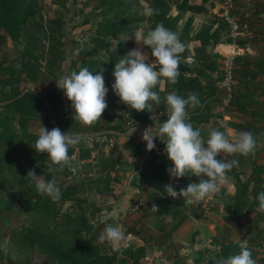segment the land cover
<instances>
[{
  "label": "rangeland",
  "instance_id": "obj_1",
  "mask_svg": "<svg viewBox=\"0 0 264 264\" xmlns=\"http://www.w3.org/2000/svg\"><path fill=\"white\" fill-rule=\"evenodd\" d=\"M137 2L140 14L143 17H146L148 10L147 3L145 0H137ZM116 4L117 0H107L108 9L105 11L99 4V0H74L76 10L75 20H81L84 18L87 20V24L71 30V36L73 38L71 42L72 52L73 50L74 52L69 58L70 64L72 62V65L68 73H71L74 70L78 71L80 67H87L90 71H93V74H95V72L99 71L106 64L107 58L105 49L107 45L103 41L97 39V33L102 37L108 36L109 32L112 30V26L117 25L118 21L122 19L124 15L123 9H121L117 16H112L108 13L109 8H116ZM36 8L38 11L35 17L29 20L27 25L24 27L22 37L19 39L18 46L16 47V50L23 54L27 63L24 74L27 77L28 82L32 83V88L30 87V89L32 92L41 93L47 98L51 94L58 92L60 98L66 100L67 107L64 111V116L52 120V122L56 124V127L53 128H59L62 133L68 132L69 135L74 136H81L84 132H102L99 135L95 134V136H93L96 140L92 141L91 148H87L83 144L69 147H72V153L69 154L71 158L78 156H75L76 152H79L81 155L89 154V149H91L94 152L93 163L82 164L81 171L84 174L86 173L87 176L83 177L79 175V178L74 181L79 189V192L76 194L77 200L64 204L61 207L60 215L56 217L54 222L49 224L47 223L46 228L42 230L40 234L43 233L42 238L45 242L50 241V234H55L58 236V239L64 241L69 239L73 230L76 228H82L84 232L79 235V241L83 242L85 238H89L91 244L99 245V251L102 254H106L109 253V246H112V244L107 242H101V244L98 240L101 233H99V229H97V222H99L97 221V214H99L101 210H104L103 213L106 212L108 215H111L112 209L110 207L112 205L111 203L107 204L103 202L105 197H115L114 193L117 194V192H120L124 194L123 196H125V193L127 192L125 187L129 178L128 171L133 168V161L130 162V157L127 155L128 149L125 147V144H123L119 151V157L120 160L123 159L125 161L122 166L125 169L121 172H115V169L117 168H114V170L110 172L107 177L106 172L101 170V165L105 166L110 164L111 158L115 156V143L110 145L109 142H116L117 137L120 135H122L121 137L123 139H127L125 142L127 144L131 142L133 143L135 140L139 141L142 145V154H144V152H146L145 144L141 143L142 140L141 136L138 135V131L135 130L133 135L128 137L124 134L129 128H140L143 124L131 117L130 108L121 103L119 101V97H117L113 91H108L106 94L105 99L107 106L101 113L100 119H98L95 123L91 125H84L77 120H73L71 102L65 97L63 89L58 88L56 90L55 86L56 78L61 75L63 68H66V64L61 56L59 44L64 39L63 22L66 19L68 5L64 0H37ZM170 14L174 16L175 11L172 10ZM207 22L208 19L206 20V23ZM181 23H183V19L178 24L180 25L178 30H180ZM206 23L202 24L200 28L207 26ZM134 28L135 33L133 36L127 38L128 42L131 44L132 49L133 47L140 48L142 51L148 53L146 50L147 46L135 39H139L143 34H146L149 31L146 22L144 21L143 23H139L138 25H135ZM222 33H224L221 34L222 39L229 37L227 28H224ZM121 38L126 39V36H122ZM110 44L113 46L112 41L109 42V45ZM148 57V60L151 61L149 54ZM189 58L190 60L188 62L193 61L192 57ZM0 60H5L6 62L2 65L3 67H6L7 65L10 67L12 66L16 72L21 69L18 55L13 50L12 42L9 39H7L5 45L0 48ZM247 60H249L250 63L240 64L236 62L235 57L234 68L240 67L239 69L242 73L237 74L236 69L235 81L237 80V84L235 102L228 105L223 110L220 104V92H218L216 87V80L215 82L205 79L202 80L204 104L210 106V110L214 115L213 118L209 120V124L198 126L201 136L205 139L212 129L224 132L231 140L234 139L241 131L255 132L256 136V133L262 128L260 125H263L264 121L255 122L254 120L248 121L244 119L251 116L254 117V107H264V70L260 69L261 66L264 68V59H262L263 64L258 63V61H253L251 58H247ZM93 61H97L98 65L96 68L90 69L89 66ZM212 63L215 65L214 72L217 77L219 58L213 59ZM158 89L160 93V103L152 109H146L143 114L145 117H149L155 126L156 123H160L158 120L163 114L165 115V118H167L165 95L161 92L163 89V81L160 83ZM154 105L155 103L153 102V106ZM188 110L189 107H186L187 112ZM223 116L225 117L223 118ZM239 120L245 122L241 124ZM218 122H224V124H227L228 126L226 125V127L228 128L229 133H226L224 129H221L222 127H220L221 125ZM216 123L220 126L217 124L214 127ZM40 127V122L35 121L28 124L26 131L30 134L38 135ZM11 129L13 134L16 136L19 130L14 122L11 124ZM101 140L105 141V143ZM32 144L21 142L19 144V150L23 153L32 151L33 153L39 155L40 152H37L31 146ZM4 146V144L0 143V151H2ZM96 146L97 148L95 149ZM73 150L75 151L73 152ZM223 155L226 157V160L236 159L238 161V164L232 167L235 174L229 173L226 175L225 179V181L232 182L234 186V192L231 196H229V203H225L227 205L222 211V214L225 216H222V214L220 215L226 219L227 225L221 228V231L216 233V237L211 240L205 241L203 238H198V234L194 236L195 240L199 242L196 261H198L197 263L199 264H217L218 260L225 258L230 254L237 253L240 246L245 245L251 250L256 264H264V255L257 251V246L264 243V240L259 238L252 243L242 241L246 233L254 228L259 220H264V213L257 212L256 205L252 206L250 208L251 211L249 212H246V205L245 207H242V204L244 203V196L242 195L241 189L243 183L247 184V180L244 179V182H241L243 177L241 176L240 178L238 175H240V170L243 168L242 164L245 156L240 154ZM219 156L220 155L218 154L216 158H219ZM142 159L143 158H138L136 160L139 161ZM78 161L80 162L81 160L79 159ZM46 163L50 164V160L48 158ZM256 163L258 164V162H255V164ZM17 166L24 168L25 173L21 174ZM66 169L67 168L65 167L62 170L64 171ZM13 170L15 180L12 178L3 179L0 184V192L2 193V196L8 198L12 202L14 201L15 205L13 206L16 208L20 206L21 201L25 202V200L29 198V195L31 194L30 191L34 190L33 187L35 186V181L28 177L26 179V184L21 186L18 185L17 180H22V178L27 176V173L31 170L29 165L22 164L20 160L18 162L16 161V165ZM135 170H137V168ZM147 173L148 171L142 174V176H138L139 174H137L133 178L135 179L137 176V178H139V182H142L144 186V183L146 182L145 174ZM131 174H133V172ZM66 176L68 175L61 173L55 174L56 183L61 186V189L67 181H69V178L66 179ZM112 178H116L117 181H113ZM262 187L264 188V183L262 184ZM262 191H264V189H262ZM152 194L157 196L155 193ZM141 196L142 192L135 193L128 199V201L130 202L133 199L141 201ZM167 198L171 197L167 196ZM122 199L118 198L116 200ZM42 201L47 204L48 207L52 204L51 199L47 196H44ZM166 205L167 204L164 203L161 208L165 209ZM196 205L197 203H194L192 207L198 209L199 207H196ZM201 206H203L202 203ZM204 206H206V210L200 207V212L202 214L212 212L213 209H216L217 211L218 209L217 206L216 208H213L209 202L205 203ZM167 207V210L169 211L164 212V214L167 215L178 216L180 212H188V208H183V211L182 207L180 210L175 209V207L170 206V204H168ZM143 208H145L144 201H142V208L139 211L132 212L135 219L133 220V224L128 228L126 234H132L134 237L127 243V245L131 247L144 245L148 250L147 252L153 254L151 258L152 261H150L152 264H179L181 261L176 247H172L170 249L169 256L165 262L157 259V257L161 256L159 253L161 246L165 244V238L169 239V236L174 229L170 226L169 222H165V220L160 221L162 225L160 228H156L155 231L150 226L147 227L145 222L142 224V229L140 228L139 230L134 231L137 222L144 217H148L147 209L145 208L143 211ZM142 211L143 215H141ZM193 212L196 213L195 211H192L190 217H193ZM34 218H36V215H19L16 219H12L10 221L11 223L9 227H5L4 225L0 226V253L4 257V259L1 260L3 263L6 258H9L12 262H14V264H39L43 260V253L38 252L36 249L30 250L27 247H23L20 243V236L22 235V232L31 228L30 226H32V224L30 222L35 221ZM193 222L196 223V220ZM143 226L145 227V230H143ZM194 242L195 241H193L192 244H194ZM118 244H120V247L118 248L119 251H122L127 247L124 241H121ZM118 244H116V246H118ZM189 248L191 249L190 246Z\"/></svg>",
  "mask_w": 264,
  "mask_h": 264
},
{
  "label": "trees",
  "instance_id": "obj_2",
  "mask_svg": "<svg viewBox=\"0 0 264 264\" xmlns=\"http://www.w3.org/2000/svg\"><path fill=\"white\" fill-rule=\"evenodd\" d=\"M64 1H66L68 8L66 19L63 22L64 39L59 46L66 68H63L61 75L55 80L56 90L58 89L56 83L58 84L60 78L69 72L72 65V62L70 64L69 61L70 55L74 52V50L72 52L71 42L73 38L71 36V30L87 24V20L84 18L81 20H75L76 10L74 0ZM207 1L208 0H145L147 8H151L154 11L152 14H147L146 17H143L138 9L137 0H117L116 8H109L108 13L112 16H117L121 9H123L124 15L122 19L118 21L117 25L112 26V30L109 32L108 36L102 37L97 33V39L103 41L107 45L105 49L107 62L99 71H102L105 86L108 87L109 91H112L111 84L114 80V77L112 76L114 63L119 57L125 55L130 49H132L127 38L134 35L135 25L145 21L148 30H151L157 23H163L165 27L177 34L181 42L184 43L185 50L183 53H180V75L177 78L176 84L169 85L166 80H162L163 89L161 92L166 96L168 92L175 90L178 95L185 98L192 93L197 94L200 100V105L197 107H189L187 112L188 120L192 123L194 128L209 124V120H211L214 115L210 110V106L204 104L202 80L205 79L215 82L217 77L214 72L215 65L212 63L213 59L207 54L206 48L211 47L213 49L222 43L230 44L231 40L228 37L224 39L221 38V34H224L222 32L223 29L226 28V24L221 17H218L217 15L213 16L214 20H212L208 26L200 28L198 32L190 36L192 33L191 25L196 15H205L207 13L204 8ZM99 4L105 11H107V0H99ZM36 5L37 0H0V48L5 45L7 39H9L12 42L13 50L18 55L19 63L21 65V69L16 72L12 66L10 67L7 65L6 67H3L2 65L6 62L5 60H0V103H2L0 106V143L5 145L2 151H0V184L3 179L12 178L15 180V177L13 176V168L16 165V161L18 162L19 160L22 164L29 165L31 171L36 175L44 173L46 166L49 165L46 163V153L40 152L39 155L32 151L23 153L19 150V144L21 142L32 144L38 136L26 131L27 123L29 121H38L43 127L50 130L53 128L51 121L63 117L65 113L64 111L67 107L66 100L60 98L58 92L51 94L48 98L41 93H36L37 96L32 95V90L30 89V87L32 88V83L28 82L27 77L24 74L27 63L23 54L16 50L18 41L22 37L24 27L29 20L35 17L38 11ZM172 10L175 11L174 16L170 14ZM182 19L183 23H181L180 30H178L180 26L178 24ZM214 25H216V27L213 29ZM122 36H126V39H122ZM110 41L113 42V46H111V44L109 45ZM191 41L197 42L198 46L192 49L193 54L191 56L193 61L187 63L185 60L190 56L187 43ZM110 49H114V51H111ZM146 50L150 55V60H154L155 58L150 54V49L147 47ZM97 65V61H93L89 68L94 69ZM235 71L237 74L242 73L239 68H235L234 72ZM236 84L237 80L235 81L230 104L235 102ZM159 85L160 84L153 89L157 91L158 94H160L158 89ZM24 89H28L29 92L25 93L22 97L17 98ZM156 105L157 104L152 108ZM130 110L131 117L134 118V120H138L143 125L151 122L149 117L143 115L145 110H141V112H136L135 109ZM165 119L167 118H165V115L163 114L160 123ZM13 122L17 125L19 130L16 136L11 129V124ZM217 124L218 123H216L214 127ZM220 127L223 129L222 125ZM158 144L161 148L164 147L162 142L159 141ZM125 147L128 149L127 155L132 161L141 157L142 151L139 145L131 142L126 144ZM68 153H72V147L68 149ZM82 156H88V154ZM124 163V160H115L113 157L111 158L109 165H101V170H104L108 177L109 173L114 170L115 166L123 165ZM168 166H170L168 160L153 154L152 150L149 152L148 158L142 166V171L139 173L141 176L148 171L147 175L145 174V191H151L162 199L167 198V192L163 186L169 184L170 178L166 171V167ZM17 168L21 174L25 173L24 168L20 166H17ZM66 168L67 169L64 171L57 170L51 174L54 176L56 173L66 174L68 175L66 176V179L69 178V181L63 186L60 198L56 201L51 200L52 204L49 207L42 201L44 196L36 193L35 186L33 187L34 190L30 191L31 194L29 195V198H27L25 202L21 201L20 206L16 208L13 206L15 205V202L2 196V193L0 192V226L4 225L5 227H9L11 223L10 221L16 219L19 215H36V218H34L35 221L30 222L32 224V226H30L31 228L22 232L20 243L23 247H27L30 250L36 249L38 252L44 254V258L39 264H152L150 261H152L151 258L153 254L148 253V250L144 245L135 247L127 246L122 251H119L118 248L120 247V244H118V246L114 244V246H109V253L102 254L99 251V245L91 244L89 238H85L83 242L79 241V235L84 232L82 228H76L73 230L68 240L63 241L58 239L57 235L50 234V241H44L42 238L43 233L40 234V232L46 228L47 223L54 222L56 217L60 215L61 207L64 204L77 200L76 194L79 192V189L75 182L71 181L72 171L70 172L68 170V166H66ZM229 173L235 174L233 169L227 172V174ZM27 178L28 177L25 176L22 180H17L18 185L21 186L26 184ZM48 178L50 177L45 174V179ZM245 179L247 180V184L243 183L241 189L242 195L244 196L243 202L245 203L242 204V207H245L246 205V212H249L251 211L250 208L252 206L257 205V193L264 189L262 187V184L264 183V164L262 166H256L252 171L251 176H246ZM112 180L115 182L117 181L116 178H112ZM249 183L251 184V187ZM192 215L195 220L198 221L201 212H193ZM196 235L197 233L195 236ZM259 238L264 240L263 219L259 220L255 227L248 231L244 236L245 242L251 243ZM2 259H4V257L0 253V264H14L9 258H6L4 263L1 261ZM197 262L198 261H196L195 264H197Z\"/></svg>",
  "mask_w": 264,
  "mask_h": 264
},
{
  "label": "clouds",
  "instance_id": "obj_3",
  "mask_svg": "<svg viewBox=\"0 0 264 264\" xmlns=\"http://www.w3.org/2000/svg\"><path fill=\"white\" fill-rule=\"evenodd\" d=\"M153 11L149 8L147 14H152ZM135 39L147 46L155 59L148 62V53L140 48L130 49L114 63L111 89L121 103L130 109L141 111L151 109L153 102L160 103V96L153 89L162 80H166L169 85L176 84L180 75V53L184 52L185 45L177 34L163 23H157L153 29ZM56 85L63 89L65 97L71 102L73 120L91 125L100 119L107 106L105 97L109 91L105 86L102 71L93 74L87 67H80L78 71L63 75ZM165 102L167 119L155 127H146L141 133V140L146 142L145 148L149 151L155 148L156 139L163 143L162 151L171 162L170 166L166 167L170 179L178 180L189 175L199 177L198 182H190L183 188L177 189L171 183L163 186L167 196L176 198L179 195L185 205H191L215 194L225 182L227 172L238 164L236 159H217L218 154L248 156L255 151L257 140L250 131H241L230 140L224 132L216 129L210 130L206 139L202 137L200 129L194 128L188 120L186 111V106L200 105L195 93L185 98L173 90L166 94ZM134 132L135 128L131 127L124 134L128 137ZM79 142L81 138L78 136L69 135L68 132L62 133L59 128L48 130L41 125L31 146L37 152L46 153L50 164L41 175H36L31 170L27 173V177L35 181L37 194L47 196L52 201L60 198L61 186L51 174L70 165L72 158L68 149ZM45 174L50 178L45 179ZM256 201L257 212L264 213V191L257 193ZM151 210L157 213L159 206L153 203ZM161 216L167 221L172 219L167 214ZM124 236L125 233L119 225L109 224L105 226L98 240L118 244L123 241ZM217 264H256V261L251 250L241 245L237 253L221 258Z\"/></svg>",
  "mask_w": 264,
  "mask_h": 264
},
{
  "label": "crops",
  "instance_id": "obj_4",
  "mask_svg": "<svg viewBox=\"0 0 264 264\" xmlns=\"http://www.w3.org/2000/svg\"><path fill=\"white\" fill-rule=\"evenodd\" d=\"M219 7H220V3L219 0H208L207 4L205 5V10L207 11V13L205 15H196V17L194 18L192 25H191V35L192 36L194 33L197 32V30L201 27L202 24L206 23V20L208 19V22L206 23L207 26L209 25V23L214 20V15L216 16H220V12H219ZM233 15L235 17L238 18V20L240 21V23H246L248 26V35L243 34L242 36H238L235 39L232 37H228L231 40V43H222L220 45H217L216 47H214L213 49L211 47H207L206 48V52L209 56H211L212 59L215 58H219L222 59V57H227L230 56L232 54H237L236 57V62L240 63V64H248V62L250 63L249 60H247V58H251L253 61H258V63H262L263 64V60L264 59V0H235V4H234V9H233ZM216 27V25L213 26V29ZM188 46V50L190 52V56L193 54L192 53V49L198 46V43L195 41H191L187 44ZM190 47V49H189ZM134 48V47H133ZM189 56V57H190ZM187 57L185 60L187 63L190 60V58ZM192 57V56H191ZM193 59V58H192ZM152 61V60H151ZM150 62V61H149ZM192 62V61H191ZM263 66L260 67V69L264 70V68H262ZM240 68V67H238ZM254 117H247L244 120H248V121H255V122H260V121H264V107L262 106H257L254 107ZM225 116H223L224 118ZM228 118V117H227ZM161 119V117H160ZM160 119L158 120V122H160ZM229 119V118H228ZM151 121V120H150ZM230 121V120H229ZM241 124H243L245 121H241L239 120ZM35 122V121H29L27 123V127L28 124ZM220 125L223 126V129L226 131V133L228 132V128L226 127L227 124L220 123L218 122ZM159 123H156V126ZM153 125L152 121L149 122L148 124L145 125H141V127H134L135 130L138 131V135L141 136L142 131L146 128V127H151ZM228 126V125H227ZM262 128L259 129V131L256 133L255 136V132L254 136L257 140V147L255 149V151L250 154V156H245L244 160H243V168L240 170V175H238L240 178L241 176L243 177V179H241V182H244V179L247 177H249V175L251 176L252 171L254 170V168L256 166H262L264 164V123L263 125H260ZM153 127H155V125H153ZM102 132L97 131V133H92V132H84V134H81L83 136H90L91 138L93 136H95V134L99 135ZM229 133V132H228ZM121 134V133H119ZM233 134V133H232ZM133 135V134H132ZM130 135V136H132ZM122 135H120L119 137H117V141L116 142H109L110 145L115 143V160H120L119 157V151L120 148L123 146V144H127L126 142V138H122ZM95 139V137H93ZM98 139V138H97ZM103 141V140H101ZM112 141V140H111ZM155 148L159 149L160 152L158 154L154 153L157 156H161L163 157V159L167 160L166 158V154L163 153L162 149L159 146V140L156 139L155 141ZM103 143H105V141H103ZM136 145H139V147L141 148L142 151V145L139 143V141H134L133 142ZM142 144H145L146 142L142 141ZM85 146V145H84ZM87 148H91V145H86ZM97 148V146L95 147V149ZM76 150V149H75ZM74 150V151H75ZM146 150V148H145ZM147 151L150 152L149 150H146V152H144V154L141 155L140 158H145V160L148 158L147 156ZM153 151V150H152ZM93 151L91 149H89V154L88 156H82L79 152L75 153V156L78 155L75 158L71 159V162H77L78 164V169L80 172V176H87L86 173L84 174L81 171V165L85 164V163H93ZM143 153V151H142ZM146 153V155H145ZM219 158H224L226 159V157L223 154H219ZM144 156V157H143ZM147 157V158H146ZM81 160L80 162L78 160ZM142 159V160H143ZM123 161V159H121ZM132 160L130 159V162ZM140 161H137L135 159V161H133V168L131 170H129V177L131 175L132 172L136 171L135 169L139 167ZM145 162V161H144ZM255 162H258V164ZM169 163L171 164V162L169 161ZM144 164V163H143ZM123 165H117L115 166V172H121L123 169H125L124 167H122ZM131 166V167H132ZM69 169V166H68ZM70 170V169H69ZM71 171V170H70ZM97 171V170H96ZM87 172V171H86ZM147 175V174H146ZM72 176H73V171H72ZM140 176V174L138 175ZM142 176V175H141ZM129 180V178H128ZM128 180H127V184H128ZM199 180V177H196L194 175H189V176H184L179 178L178 180L176 179H169V183L173 184V186L177 189L179 188H183L187 185V183L190 182H197ZM133 183V184H132ZM126 193L125 196H123L124 194L117 192V194L115 193V197L110 196V197H105V199L103 200V202L109 204L111 203V215L107 214L106 212L103 213L104 210H101L99 214H97V229H99V233H103V229L105 228L106 225H119L120 228L124 231L125 236H124V243L127 245V243L133 239L134 236H132V234H126V232L128 231V228L133 224V220L135 219L134 215L132 212L128 211V204L129 201L128 199L134 195L135 193H139L142 192V201L145 202V208L147 209V214L148 217H144L143 219H140L139 222H137L134 231L139 230L140 228L142 229V224H144L146 222L147 227L150 226L154 231L156 230V228H160L161 227V223L160 221L165 220V222L167 221L164 217H162L161 215L164 214V212H168L169 210H167V206L168 204H170V206L175 207V209L180 210V208H188V212H180V214L178 216H174V215H168L171 216V221H167L170 223V226L172 228H174L168 238H165V244H163L161 246V250L160 253L161 256L157 257V259H159V261L165 262V260L167 259V257L169 256V252L170 249L172 247H176L178 249V256L180 259V263H184V264H195L196 262V258L198 256V249H199V242H197V240H195L194 236L197 233L198 238H203L205 241L211 240L213 238L216 237V233H218L219 231H221V228H223L224 226L227 225L226 219L222 216H225L224 214H222V211L224 209V207L227 205L225 203H229V196H231V194L234 192V186L232 184V182L230 181H225L220 187L219 190L213 194L211 197L206 198L204 200H201V203L203 204V206H201L200 202H197L196 207L198 206L199 208H193L192 205H185L183 203V198L180 197L179 195L176 198H166V199H162L160 198L158 195L155 196L152 194L151 191H146L145 192V186H143L142 182H139V178H132L131 183H130V188L126 185ZM129 191V192H128ZM114 195V194H113ZM155 196V197H154ZM123 197V199H122ZM122 199V200H116V199ZM116 200V201H114ZM164 201V202H163ZM213 207L216 208L217 206V211L216 209H213L212 212H207L200 215V218L198 221H196V223L193 222V217H190V214L192 211H195L196 213L200 212V207L205 208L206 206H204L205 203H208ZM155 203L156 205H160V209L158 210L157 213H154L151 210V205ZM167 204L165 209L161 208V206H163V204ZM145 208H143V211L145 210ZM240 208V207H239ZM110 211V210H109ZM143 211L141 213V215H143ZM184 211V209H183ZM162 213V214H161ZM160 214V215H159ZM222 214V216H220ZM160 217V218H158ZM195 219V218H194ZM126 229V230H124ZM225 229V228H224ZM143 230H145V227L143 226ZM194 242V244H192ZM244 237H243V240ZM101 243V242H100ZM113 245V244H112ZM171 246V247H170ZM189 246L191 247V249L189 248ZM163 256V258H162ZM171 257V256H170ZM179 263V264H180ZM199 264V263H197Z\"/></svg>",
  "mask_w": 264,
  "mask_h": 264
},
{
  "label": "built area",
  "instance_id": "obj_5",
  "mask_svg": "<svg viewBox=\"0 0 264 264\" xmlns=\"http://www.w3.org/2000/svg\"><path fill=\"white\" fill-rule=\"evenodd\" d=\"M219 3L220 17L226 24L228 35L234 39L238 36H242L243 34L248 35L247 24H241L238 18L233 15L235 0H219ZM235 55L236 54H232L227 57H222V59H220L218 63L219 65L217 70L218 74L216 80V87L218 89V92H220V104L222 106V110L225 109V107H227L228 105H230L233 96L235 85ZM78 137L81 138V142L77 143L76 145H91L92 141L96 140L93 137L91 138L90 136L88 137L81 135ZM152 150L156 154L160 152L158 148H153ZM148 155L149 152L147 151V156ZM141 208L142 200L140 201L133 199L128 205L129 212L139 211ZM203 209L206 210V208ZM257 251L264 255V243L257 246Z\"/></svg>",
  "mask_w": 264,
  "mask_h": 264
},
{
  "label": "water",
  "instance_id": "obj_6",
  "mask_svg": "<svg viewBox=\"0 0 264 264\" xmlns=\"http://www.w3.org/2000/svg\"><path fill=\"white\" fill-rule=\"evenodd\" d=\"M27 92H29V90L28 89H24L22 91V93L17 98L22 97ZM32 95L37 96V94L33 93V92H32ZM0 105H2V103H0ZM51 123H52L53 127H56V124L54 122H51ZM144 161H145V158L140 161L138 169L136 171H134L133 174L130 175L129 180H128V184H127V186L129 188H130V183H131L132 178L142 171V166H143ZM69 169L73 171V176L71 178V181L74 182V181H76L79 178V175H80V172H79V169H78V164L76 162L70 163ZM193 221H195L194 218H193Z\"/></svg>",
  "mask_w": 264,
  "mask_h": 264
}]
</instances>
